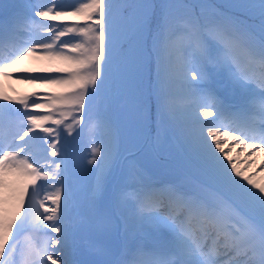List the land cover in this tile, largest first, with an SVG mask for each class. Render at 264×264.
<instances>
[{
  "label": "snow or ice",
  "instance_id": "6c2138e0",
  "mask_svg": "<svg viewBox=\"0 0 264 264\" xmlns=\"http://www.w3.org/2000/svg\"><path fill=\"white\" fill-rule=\"evenodd\" d=\"M8 9L0 76L59 90L0 94V264H264V0Z\"/></svg>",
  "mask_w": 264,
  "mask_h": 264
},
{
  "label": "rangeland",
  "instance_id": "374dc122",
  "mask_svg": "<svg viewBox=\"0 0 264 264\" xmlns=\"http://www.w3.org/2000/svg\"><path fill=\"white\" fill-rule=\"evenodd\" d=\"M5 5H15L18 3H22L23 0H0ZM66 4H75L78 3L79 0H63ZM11 11V9H8L6 11H0V18L6 19L8 16V13ZM67 39V37H65ZM22 66L25 68H33L37 69L42 67L43 65L40 62H37L33 59H27L22 62ZM9 72H12V69L8 70ZM216 87L220 89L221 91H227L228 85L226 81H220ZM59 89L55 86H47L40 83H28L27 81L20 80L15 78V76L5 77L0 76V94H6L9 96H13L16 98H21L24 96H28L32 93H52L53 91H58ZM41 99H46V96H41ZM37 113H44L49 111L47 108H40V109H30ZM90 139L89 135L86 133L83 140L78 143L76 147L77 156L87 155L88 152H90L91 144L87 143V140ZM85 148H87L88 152L85 151ZM237 152H240V148L237 147L232 151V155L235 157ZM246 153L241 152L240 158L244 159ZM90 158V157H89ZM256 161L254 165H252L250 168H248L249 174H251L254 170H258L259 166L264 165V152H257L255 156L252 157ZM86 163V161H85ZM81 183H86L89 179V176L87 173H82L81 175ZM257 179H264V173H259L257 176ZM0 207L7 209L8 215L11 214L12 211V204L9 203L7 205H0Z\"/></svg>",
  "mask_w": 264,
  "mask_h": 264
},
{
  "label": "trees",
  "instance_id": "16d2710c",
  "mask_svg": "<svg viewBox=\"0 0 264 264\" xmlns=\"http://www.w3.org/2000/svg\"><path fill=\"white\" fill-rule=\"evenodd\" d=\"M215 3H225L227 0H214Z\"/></svg>",
  "mask_w": 264,
  "mask_h": 264
}]
</instances>
